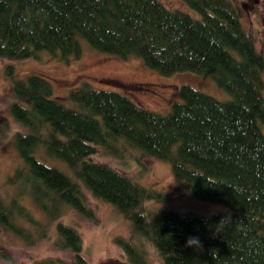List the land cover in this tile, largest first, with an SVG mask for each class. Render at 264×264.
Here are the masks:
<instances>
[{"label": "trees", "instance_id": "trees-1", "mask_svg": "<svg viewBox=\"0 0 264 264\" xmlns=\"http://www.w3.org/2000/svg\"><path fill=\"white\" fill-rule=\"evenodd\" d=\"M183 1L197 17L160 0H0V57L21 61L46 51L66 59L78 56L85 41L100 52L139 56L164 74L208 73L228 93L220 100L184 83L181 100L161 113L83 81L65 104L47 77H17L7 65L8 109L21 127L10 143L20 162L3 180L14 195L0 193L1 226L33 243L47 236L46 221H54L52 244L84 264L79 232L57 219L68 206L95 221L88 194L129 220L132 235L114 241L131 264H146L143 240L161 264H264L263 59L231 0ZM8 127L0 117V136ZM97 147L122 164L130 159L142 166L141 155L166 160L191 194L233 211L148 207L165 194L95 159ZM0 257V264H16L5 251ZM35 264L64 263L46 257Z\"/></svg>", "mask_w": 264, "mask_h": 264}, {"label": "rangeland", "instance_id": "rangeland-1", "mask_svg": "<svg viewBox=\"0 0 264 264\" xmlns=\"http://www.w3.org/2000/svg\"><path fill=\"white\" fill-rule=\"evenodd\" d=\"M171 9H179L197 17L198 12L189 7L183 0H160ZM237 7L242 26L253 38L256 50L263 59L261 77L263 80L262 95L264 97V16L263 0H231ZM78 56L66 59L58 58L50 52H42L38 58H26L21 61L0 57V117H4L9 127L0 136V193L4 196L14 195L12 186H5L3 180L6 174L12 172L20 158L10 143V135L20 125L13 121L9 113V103L12 100L10 92V77L5 68L11 66L17 77L27 73L44 75L52 86L53 95L65 104H71L67 98L69 90L86 81L91 87L114 89L122 92L134 102L156 112L165 113L170 103L181 100L178 87L189 84L194 88L206 92L217 99L228 98V93L216 84L212 76L205 72L192 70H176L171 73H161L146 66L139 56L118 55L100 52L88 43H81ZM74 106V104H72ZM260 129L264 133V122H260ZM94 158L106 162L125 173L139 184L165 194L164 198L147 201L148 207L161 206L178 210H189L201 215L213 212H231L227 205L195 197L185 187L181 186L178 177L170 171L169 162L149 156H140L142 166L125 159L122 164L119 159L105 154L101 147L96 148ZM58 166L61 164L57 161ZM4 185V186H3ZM11 196V195H10ZM88 202L95 207L96 220L87 219L66 206L57 220L70 224L76 228L81 237L82 250L80 254L84 264H131L115 243V236L126 237L131 234L130 222L124 219L112 205L94 199L87 194ZM32 209V213L41 220L42 214L30 199L22 200ZM153 203L152 205H150ZM264 219V212L262 213ZM45 238H38L33 243H25L21 238L0 225V252L5 251L13 257L16 264H35V260L42 258H57L64 264H74L72 253L59 249L52 244L55 237L54 221H46ZM134 235V241L138 237ZM146 264H161L155 249L143 240ZM0 262H3L0 257Z\"/></svg>", "mask_w": 264, "mask_h": 264}, {"label": "clouds", "instance_id": "clouds-1", "mask_svg": "<svg viewBox=\"0 0 264 264\" xmlns=\"http://www.w3.org/2000/svg\"><path fill=\"white\" fill-rule=\"evenodd\" d=\"M194 242V238H190L189 240H188V243L189 244H192Z\"/></svg>", "mask_w": 264, "mask_h": 264}]
</instances>
